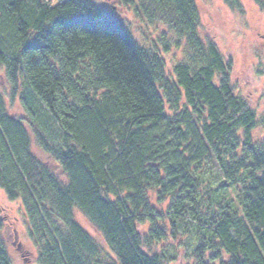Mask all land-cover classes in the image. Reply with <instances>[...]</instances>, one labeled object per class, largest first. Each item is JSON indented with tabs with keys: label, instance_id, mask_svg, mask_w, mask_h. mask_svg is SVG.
Instances as JSON below:
<instances>
[{
	"label": "trees",
	"instance_id": "16d2710c",
	"mask_svg": "<svg viewBox=\"0 0 264 264\" xmlns=\"http://www.w3.org/2000/svg\"><path fill=\"white\" fill-rule=\"evenodd\" d=\"M120 1L186 43L171 76V41L141 46L93 0H0V66L27 115L12 117L0 93V188L21 202L38 263L168 264L184 232L197 240L187 264H264V140L253 137L264 116L200 38L195 0ZM28 124L68 181L34 155ZM0 264H11L1 240Z\"/></svg>",
	"mask_w": 264,
	"mask_h": 264
},
{
	"label": "rangeland",
	"instance_id": "374dc122",
	"mask_svg": "<svg viewBox=\"0 0 264 264\" xmlns=\"http://www.w3.org/2000/svg\"><path fill=\"white\" fill-rule=\"evenodd\" d=\"M59 0H53L56 3ZM98 5L114 12L131 31L137 42L149 47L154 40L167 39L172 42L170 52H161L167 63L170 76L174 66L186 58L188 48L183 41L175 47L176 36L169 24L156 22L149 25L135 16L133 9L125 6L120 0H93ZM200 15L199 35L205 43H215L225 60L233 64L231 80L238 95L246 98L256 111L258 119L264 116V8L255 0H240L242 9L235 10L226 0H195ZM0 93L4 96L6 108L12 117H27L22 106L20 95L12 97V88L6 79L5 70L0 66ZM32 137L33 153L63 181L67 176L59 165L45 153L35 141L31 127L26 125ZM51 132V133H50ZM46 138L55 143L57 131L55 126L44 132ZM254 141L264 140V128L259 126L253 133ZM153 207L160 214L168 215V201L159 203L155 192L149 194ZM76 220L95 238L102 241L101 236L91 222L79 210ZM0 240L4 243L11 264H39L38 251L29 235V227L21 202L10 201L0 188ZM148 230V227L144 229ZM174 243L169 242L167 248L176 257L168 264H187L189 252H192L197 240L191 234L180 232ZM14 243V245H13ZM21 246V252L17 250ZM175 247V248H174ZM24 253V257L21 255ZM179 253V254H178ZM24 258V259H23ZM169 258V257H168Z\"/></svg>",
	"mask_w": 264,
	"mask_h": 264
},
{
	"label": "flooded vegetation",
	"instance_id": "af4514ba",
	"mask_svg": "<svg viewBox=\"0 0 264 264\" xmlns=\"http://www.w3.org/2000/svg\"><path fill=\"white\" fill-rule=\"evenodd\" d=\"M13 245H14V243H13ZM17 250L19 251V252H21V246L19 245L18 247H17ZM21 255L24 257L25 255H24V253L22 254L21 253ZM24 259V258H23Z\"/></svg>",
	"mask_w": 264,
	"mask_h": 264
}]
</instances>
